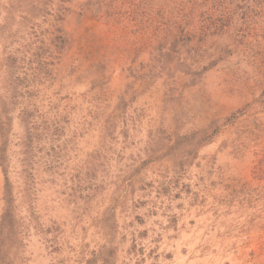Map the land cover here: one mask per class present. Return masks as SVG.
<instances>
[{
	"label": "rangeland",
	"instance_id": "1",
	"mask_svg": "<svg viewBox=\"0 0 264 264\" xmlns=\"http://www.w3.org/2000/svg\"><path fill=\"white\" fill-rule=\"evenodd\" d=\"M105 259L264 264V0H0V264Z\"/></svg>",
	"mask_w": 264,
	"mask_h": 264
},
{
	"label": "trees",
	"instance_id": "2",
	"mask_svg": "<svg viewBox=\"0 0 264 264\" xmlns=\"http://www.w3.org/2000/svg\"><path fill=\"white\" fill-rule=\"evenodd\" d=\"M172 22H174V17L172 18ZM164 27H165V25H163ZM62 35H64L63 33H62ZM164 36L165 37H163L162 39V41L165 43V41H167V39L171 42L169 45H168V47H174V46H176V44L179 42V40L181 39L180 38V36L178 35V34H176V35H174L173 37H169L170 36V34L167 32H165V34H164ZM168 36V37H167ZM161 46L162 45H165V44H160ZM168 47L166 48V50L168 49ZM167 52H168V50H167ZM169 53V52H168ZM166 54V53H165ZM196 75L197 74H193V75H191V76H189V82L190 81H192V82H196V79L197 78H195L196 77ZM198 76H200L199 74H198ZM110 252V251H109ZM109 252L107 253V254H109ZM105 258V257H104ZM107 258V257H106ZM104 262H105V264H108L107 263V259H105L104 260Z\"/></svg>",
	"mask_w": 264,
	"mask_h": 264
}]
</instances>
